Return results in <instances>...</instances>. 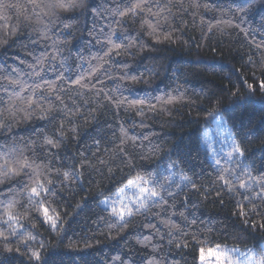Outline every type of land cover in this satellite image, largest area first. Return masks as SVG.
<instances>
[{
    "label": "trees",
    "instance_id": "trees-1",
    "mask_svg": "<svg viewBox=\"0 0 264 264\" xmlns=\"http://www.w3.org/2000/svg\"><path fill=\"white\" fill-rule=\"evenodd\" d=\"M36 2L50 3L53 0ZM118 2L83 0V7L61 11L60 20H53L49 25L52 28L48 33L49 39L42 41L33 31L41 27L38 23V16H43L40 9H34L30 0H0V4L12 5L0 10V42L8 41L7 46L0 47V77L19 78L28 85L40 83L29 78V65L46 50L51 55L53 42L68 58L64 65L66 68L77 60L78 52L83 53L85 59L90 54L103 55L101 45L95 43L97 38L103 37L98 36V31H93L94 27L97 30L103 27L105 34L110 31L109 25L111 29L120 28L123 35L114 37V42L125 46L131 42L133 45L120 56L114 55L112 61L105 65L109 69L108 75H101L102 83L96 84L95 89L89 91L73 87L64 97L69 107L73 106V100L77 105L88 101L82 111L87 116L91 109H96L92 113L95 119L89 116L87 124L83 119L76 121L79 135L64 142L66 147L61 148L54 168L63 170V165L73 163L79 166L80 153L91 156L96 152L93 140H100L101 148L108 147L114 151L113 141L115 145L120 143L118 137L122 127L136 139L137 146H133L131 141L126 145L129 153L135 156L134 167L129 169L121 165L123 172L116 171L115 177L110 178L107 169L97 165V170L85 172L81 181L71 183L63 190L57 189L60 194L45 204L49 206L50 214H55L53 209L60 214L62 227L53 231L47 223H42V215L37 218L30 212L29 218L19 221L24 225L23 231L36 237L29 247L40 250L41 264H119L117 257L124 264H200V248H204L206 254L216 245L239 248L242 252L248 249L259 251L264 247V230L248 227L242 218L234 215L237 202H243L239 193L225 194L221 191L220 197L216 195L220 186L213 165L220 157H212L204 143L203 133L212 126L215 118L220 117L232 140L246 150L247 159L243 163L250 165L255 161L253 173L264 175V90L258 86L259 81L264 80V0H249L248 3L244 0H171V4L169 0H148L152 12L160 11L154 6L159 3L167 5L171 15L163 12L160 16H152L146 10L142 17H128L122 26L114 23L110 16ZM194 4L200 7L195 8ZM205 4L207 9L203 6ZM239 7H244L246 12H237ZM47 19L44 18L45 23ZM145 19L154 26L159 25L154 33L143 23ZM217 20H230L240 27H217ZM209 23L213 25L211 31ZM64 24L71 25L70 29L64 30ZM13 27L17 32L8 35ZM258 44L260 48H257ZM250 56L252 63H249ZM59 59L57 56V61ZM44 67L48 69L52 65L45 61ZM125 73V79L120 80L119 77ZM42 75L48 81L55 79L52 71L46 70ZM130 77H136V80ZM0 84H7V81L0 79ZM249 84L255 85L251 93ZM117 85L119 90L114 93L112 90ZM66 86H62V90ZM12 91L9 87L8 92ZM98 91L100 95H97ZM236 92L239 96L234 95ZM104 93L115 98L122 94L129 100H145L144 115H138L136 108L126 105L117 109L108 103ZM27 94L25 90L22 95ZM169 96L176 97L172 104L157 102L161 97L166 99ZM8 100L9 96L0 90V109L8 106ZM50 100L54 107L60 106L54 95ZM149 105H156V111H149ZM48 106L47 102L43 104L45 108ZM22 117V112L15 117L10 132H0V153L11 147H31L29 142H35V154L27 151L25 154L35 159L37 164L47 163V159H39L46 155L40 150L41 137L52 131L59 118L57 121L42 120L39 111L28 120ZM140 144H143L142 150L138 147ZM141 155L148 159H141ZM103 158L107 160L109 156L104 154ZM114 159L119 164V157ZM173 162L177 167L168 169L167 165ZM220 167L231 165L221 159ZM149 173L161 183L166 180L174 182L170 191L179 194L169 201V205L154 206L148 216L137 215L129 228L121 231L118 225H114L115 218H109L112 201L116 200L119 206L117 189L128 178L137 174L148 176ZM182 177L196 183L200 191H194ZM176 184L181 187L176 188ZM12 189L16 190V199L24 205L17 207V211L23 214L27 207L26 199L16 184ZM9 191L5 188L0 192V200ZM135 195L134 189H128L123 198ZM106 199L108 205L101 203ZM78 204L79 208L76 207ZM181 212L183 217L179 215ZM169 216L170 222L176 225L171 229L172 234L160 223ZM250 220L259 222L261 217L250 216ZM149 223L156 225L158 232H150L144 227ZM145 237H150L149 241L140 243ZM10 240L9 247L19 246L20 240L13 237ZM169 240L175 242L169 244ZM41 243L43 248H40ZM177 243H185L187 247L177 248ZM25 252L26 249L21 247L20 254L7 253L0 243V264H28Z\"/></svg>",
    "mask_w": 264,
    "mask_h": 264
},
{
    "label": "snow or ice",
    "instance_id": "snow-or-ice-1",
    "mask_svg": "<svg viewBox=\"0 0 264 264\" xmlns=\"http://www.w3.org/2000/svg\"><path fill=\"white\" fill-rule=\"evenodd\" d=\"M248 3L249 0H244ZM34 9H40L43 16H38V23L41 27L34 28L33 31L37 33L40 40L47 41L49 39L48 33L52 31L49 25L53 24V20H60L61 11L68 12L72 11L78 7H83V0H53L50 3H37L36 0H30ZM171 4V0H169ZM155 7L159 8L160 11L152 12V6L149 5L148 0H119L116 3L114 9H112L110 16L114 23L117 25H123L128 17L139 18L145 15V11L152 16H160L161 13L167 12L171 15V9L167 5H160L156 3ZM205 9L208 5H203ZM12 5L0 4V10L11 8ZM193 7L199 8V4H194ZM47 10V11H45ZM95 12V9H93ZM239 13H245L246 9L244 7H239L237 10ZM47 17V22L45 23L44 18ZM27 20V17H25ZM62 22V21H61ZM144 24H147L152 28L153 33L156 31L159 25H152L151 21L145 19ZM243 23V21H242ZM216 26L219 27L223 25L224 27H236L239 28L240 25H233L232 22L217 20L215 22ZM71 25L64 24V30H69ZM105 34L103 27L97 30L95 27L93 31H98V36L103 37V39L97 38L95 43L101 45L100 51L103 55H89L88 59H85L83 53H77V60L73 61V65L69 67H64L67 63L68 58L63 55L60 46L56 45L55 42L52 44V54L48 55L47 50L42 52L39 57L36 58L35 63L29 65L31 69V75L29 78H35L40 81V83H34L28 85L25 81L17 78L11 79L9 76L0 77L7 81V84H0V90H3L5 94L9 96L8 106L4 109H0V132L11 131L12 123L15 122V117L22 112L23 119H30L34 113L39 111L40 119L58 121L54 124L53 129L50 133H45L41 137L40 150L45 152L46 155L39 157V159H47V163L37 164L35 159H30L29 155H26V151L35 154V142H29L31 147L28 145L21 149L18 147H11L7 152L0 153V192L5 188L10 189L6 193L5 198L0 200V243L4 245V250L7 253H21V247L26 249L25 254L28 256V264H41L42 257L40 250L32 249L29 244L35 241L36 237L34 235L28 234L23 231L24 225L20 224L19 221L24 218H29V213L37 215L39 218L42 215V223H47L53 231L61 228L60 224L61 216L58 212L50 214L49 206H46L45 201L55 200L60 194L57 189H65L69 184L81 181L84 178V173L89 171H96L97 165L102 168L107 169V175L110 178L115 177L116 171L123 172L124 167L131 169L134 167L133 161L135 156L130 154L126 145L129 141L132 142L133 146L136 145V139L130 137L128 132L123 127L121 128V134L118 137L120 143L114 144V151L108 147L101 148L100 140H93V145L96 147V152L91 153V156L85 155L84 153L79 154V160L77 166L76 163L72 165H63V170L60 168H54V162L59 159V152L62 147H66L65 141L71 140L78 137L80 128L76 124L78 119H83L85 124L88 122V117L92 116V113L96 109H91L87 116H85L82 111V107L88 104V101H84L83 105H77L75 100H73V106L69 107L68 104L64 102V97L72 91L73 87L76 89H87L91 91L95 89L96 84H101V75L107 76L109 69L105 65L112 61V57L120 56L122 52L128 51L133 45L129 42L126 46L123 44L115 43L114 37L118 34L123 35L120 28L111 29ZM209 30L211 31L213 25L209 23ZM17 29L13 27L8 35H14ZM39 41H34L33 43H38ZM8 41L4 39L0 42V47L7 46ZM261 45H257L260 48ZM106 49V50H105ZM57 56L60 57L57 61ZM51 63L52 67L45 69L44 63ZM103 61V63H98ZM57 63L59 68H57ZM249 63H252V57H249ZM87 64V68H85ZM127 67V65H125ZM52 71L55 73V79L53 81L45 80L42 73L44 71ZM262 72H264V65H262ZM86 73V75H85ZM15 74V70H13ZM127 73L119 77L120 80L125 79ZM255 73H253V77ZM132 80H136V77H130ZM95 81V83H93ZM59 82V83H57ZM67 85L66 87L62 86ZM91 85V87H90ZM261 90H264V80L259 81L258 84ZM11 87L13 91L8 92V88ZM16 88L19 91H16ZM250 93L254 91L255 85H248ZM43 89V91H41ZM27 90V95H22ZM119 85L116 89L112 91L114 93L118 92ZM60 93V94H57ZM83 95V93H79ZM55 96V101L59 103V107H54L50 100V97ZM100 95V92H97ZM234 95L239 96V92L234 93ZM33 97H37L33 99ZM105 99L110 105H115L117 109L124 107L136 108L138 115H144V104L143 99L129 100L127 97H123L122 94L120 98H115L113 95L104 93ZM71 99V97H69ZM176 99L174 96H169L166 99L161 97L157 102L162 105L172 104ZM47 102L48 107H43V104ZM148 110L155 112L156 105H149ZM231 137V133H229ZM145 140L148 138L145 137ZM142 150L143 144L138 145ZM155 151V149H152ZM246 150L232 140L229 145V150L224 154V162L231 165V167H220L221 159L216 158L213 167L217 170L218 183L220 190L216 192L217 197L221 196V191H225V194H236L242 197L243 202H237L236 211L234 215L238 218L243 219V223L248 227L258 230H264V175H255L252 168L255 166V161L250 165H245L244 160L247 159ZM107 154L109 159L105 160L103 155ZM114 157H119V164L116 163ZM141 159H148L147 156L141 155ZM75 160L76 157H73ZM113 165H116L113 168ZM177 167L175 162L167 165L168 169H174ZM262 167H264V158H262ZM259 172V169H257ZM104 175V173H101ZM152 176V178H148ZM228 177H231L230 179ZM183 181H187L191 184V188L194 191L199 192L200 189L197 187L196 183L191 182L187 177H182ZM120 183V181H117ZM174 182L165 181L161 183L158 178L153 176L151 173L148 176L137 174L133 178H128L126 183L117 189V200H119V206H117L116 200H113L110 207V217L115 218L114 225H118L121 231L129 228L132 220L135 219L137 215L148 216L152 213V209L157 205H169V201L174 200L175 196L179 193H174L170 191ZM16 184L20 189L21 194L26 199L27 207H25L24 213L17 211V207H24L16 199V190L12 189V185ZM176 188H180V184L175 185ZM128 189H134L136 195L131 198H123L125 192ZM258 189V190H256ZM182 190V189H181ZM243 190V191H241ZM257 201L260 203L258 204ZM105 205H108V200L101 201ZM223 205V201L221 200ZM250 205V207H249ZM77 208L80 207L78 204ZM42 210V211H41ZM107 210V209H106ZM175 213H173L174 215ZM159 216V213H156ZM181 217L184 213L179 214ZM250 216H260L261 220L258 222L256 220H250ZM103 219V218H101ZM186 219V218H185ZM171 216L167 220H161L160 223L165 227H168L171 233L172 228H176L175 224L171 222ZM195 223V221H192ZM114 225H109L112 227ZM35 228V225H32ZM148 228L150 232L156 233L158 229L156 225L151 223L144 225ZM178 230V229H177ZM10 237L17 238L24 237L20 240L19 246L12 248L8 245L11 243ZM150 237H145L140 243H147ZM175 241L169 240V244ZM44 245L41 243L40 248ZM177 248L187 247L185 243H177ZM119 260V264H124V261L120 258H115ZM199 260L200 264H210V261H214V264H264V247H261L259 251L253 249H248L247 251H241L239 248H228L226 245L221 247L216 245L215 248L209 249L207 254L204 248L199 250ZM150 264H155V262H150Z\"/></svg>",
    "mask_w": 264,
    "mask_h": 264
},
{
    "label": "rangeland",
    "instance_id": "rangeland-1",
    "mask_svg": "<svg viewBox=\"0 0 264 264\" xmlns=\"http://www.w3.org/2000/svg\"><path fill=\"white\" fill-rule=\"evenodd\" d=\"M229 130L226 128L220 117L215 118L212 126L203 133L205 145L210 150L213 158L224 159V154L229 150L232 137H229Z\"/></svg>",
    "mask_w": 264,
    "mask_h": 264
}]
</instances>
